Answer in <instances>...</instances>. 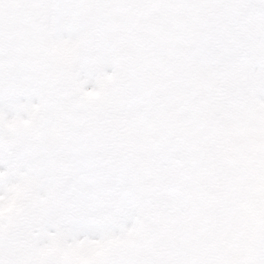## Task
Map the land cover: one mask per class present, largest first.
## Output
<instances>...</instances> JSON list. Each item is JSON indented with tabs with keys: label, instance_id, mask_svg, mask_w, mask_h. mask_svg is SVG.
I'll return each instance as SVG.
<instances>
[{
	"label": "clouds",
	"instance_id": "obj_1",
	"mask_svg": "<svg viewBox=\"0 0 264 264\" xmlns=\"http://www.w3.org/2000/svg\"><path fill=\"white\" fill-rule=\"evenodd\" d=\"M0 264H264V0H0Z\"/></svg>",
	"mask_w": 264,
	"mask_h": 264
}]
</instances>
